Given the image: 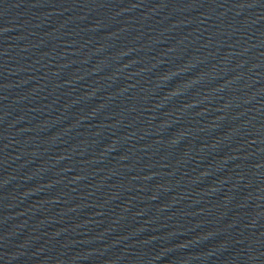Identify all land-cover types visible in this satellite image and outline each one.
<instances>
[{
    "label": "water",
    "instance_id": "95a60500",
    "mask_svg": "<svg viewBox=\"0 0 264 264\" xmlns=\"http://www.w3.org/2000/svg\"><path fill=\"white\" fill-rule=\"evenodd\" d=\"M0 264H264V0H0Z\"/></svg>",
    "mask_w": 264,
    "mask_h": 264
}]
</instances>
